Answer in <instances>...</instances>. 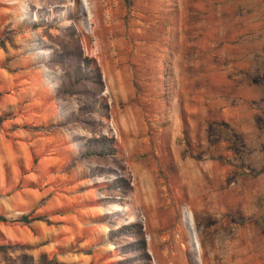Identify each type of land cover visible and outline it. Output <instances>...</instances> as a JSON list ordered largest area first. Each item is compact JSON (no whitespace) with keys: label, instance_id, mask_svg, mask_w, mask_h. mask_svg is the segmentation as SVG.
I'll return each mask as SVG.
<instances>
[{"label":"rangeland","instance_id":"374dc122","mask_svg":"<svg viewBox=\"0 0 264 264\" xmlns=\"http://www.w3.org/2000/svg\"><path fill=\"white\" fill-rule=\"evenodd\" d=\"M68 37L102 83L89 127L44 65ZM0 40V216L42 217L0 222L7 257L128 264L111 234L137 224L150 264H264V0H0ZM88 128L115 166L80 157Z\"/></svg>","mask_w":264,"mask_h":264},{"label":"trees","instance_id":"16d2710c","mask_svg":"<svg viewBox=\"0 0 264 264\" xmlns=\"http://www.w3.org/2000/svg\"><path fill=\"white\" fill-rule=\"evenodd\" d=\"M38 28L43 30L46 29V27H40L37 22H31L29 30H36ZM1 44L2 41L0 40V45ZM55 44L57 49L50 53L48 59L44 63V65L60 67L62 69L61 78L52 96L54 99L63 100L75 98L79 100L81 121L89 127V121L94 114L105 118L107 111L105 101L98 95L102 90V83L97 67L91 59L82 56L77 38H59ZM1 95L0 93V96ZM3 119L4 118H0V121ZM89 132L92 133L93 136L87 138L82 143L80 157L93 159L95 162L101 163L100 165L115 166L114 152L117 153V151L112 146L110 140L106 138V136L93 132L92 129H89ZM127 187V181L120 177L113 179L104 191L123 195ZM41 220V216H34L30 213L21 214L19 217L12 220H7L3 216H0V222H19L28 224L32 221ZM111 235L112 240L114 238L121 240V238H126L128 236L133 238V241L127 242L117 251V254L123 257V262H128V264H150L139 225L127 224L121 226L119 229L112 232ZM25 248V246L19 244L0 243V264H57L53 258L46 259V257L42 255L36 259L24 253H20L13 258L6 256V254L15 249L21 250Z\"/></svg>","mask_w":264,"mask_h":264},{"label":"crops","instance_id":"0c3cea01","mask_svg":"<svg viewBox=\"0 0 264 264\" xmlns=\"http://www.w3.org/2000/svg\"><path fill=\"white\" fill-rule=\"evenodd\" d=\"M221 10H222V7L219 6V5L214 8V11H216L215 14H219ZM213 20H214L213 21L214 27L216 28V30H220V28H221V20H220V18L216 17V18H213Z\"/></svg>","mask_w":264,"mask_h":264}]
</instances>
